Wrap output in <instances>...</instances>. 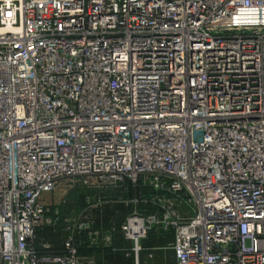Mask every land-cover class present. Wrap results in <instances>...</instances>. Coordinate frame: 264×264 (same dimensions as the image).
Instances as JSON below:
<instances>
[{
	"label": "built area",
	"instance_id": "built-area-1",
	"mask_svg": "<svg viewBox=\"0 0 264 264\" xmlns=\"http://www.w3.org/2000/svg\"><path fill=\"white\" fill-rule=\"evenodd\" d=\"M142 179L172 195L123 200L137 254L161 227L177 264H264V0H0V264H97L98 192Z\"/></svg>",
	"mask_w": 264,
	"mask_h": 264
},
{
	"label": "trees",
	"instance_id": "trees-1",
	"mask_svg": "<svg viewBox=\"0 0 264 264\" xmlns=\"http://www.w3.org/2000/svg\"><path fill=\"white\" fill-rule=\"evenodd\" d=\"M90 190L83 186L69 187L64 201L55 204L50 202L44 196L45 202L48 203L47 215L52 219L53 223L38 230V236L52 243L53 252H65L64 240L67 235V218L75 211H80L88 206L87 196ZM172 195L171 192L157 190L148 180H140L133 183L125 180L115 188L100 190V196L105 202L103 205L90 208L89 217L94 229L102 231H110L113 241L110 246L100 244L92 246L84 232L78 234L77 243L79 244V252L81 254L94 256L97 264H136V254L133 249V243L126 238L123 225L127 217L131 214L133 207L123 201L126 198L145 195L150 198L156 195ZM144 212L156 210L154 206H144ZM175 236L170 230L161 227H154L140 243L139 264H152L151 261H145L149 253H156L163 250L174 251Z\"/></svg>",
	"mask_w": 264,
	"mask_h": 264
},
{
	"label": "crops",
	"instance_id": "crops-1",
	"mask_svg": "<svg viewBox=\"0 0 264 264\" xmlns=\"http://www.w3.org/2000/svg\"><path fill=\"white\" fill-rule=\"evenodd\" d=\"M170 231L174 234V232L172 230H170ZM174 236H175V234H174ZM133 247H134V243H133ZM135 254H136V264H139V257H138L139 253L137 254L135 252ZM145 261H151L152 264H177L174 251L173 252L172 251H168L167 249L163 250V251H160V252H156V253H154V252L153 253H149V255L147 256Z\"/></svg>",
	"mask_w": 264,
	"mask_h": 264
},
{
	"label": "rangeland",
	"instance_id": "rangeland-1",
	"mask_svg": "<svg viewBox=\"0 0 264 264\" xmlns=\"http://www.w3.org/2000/svg\"><path fill=\"white\" fill-rule=\"evenodd\" d=\"M68 189H69V185L63 184L56 191L45 195V197H47L48 200L54 199L53 201H55V204H60L62 203V201H64ZM52 200L50 202H53Z\"/></svg>",
	"mask_w": 264,
	"mask_h": 264
}]
</instances>
